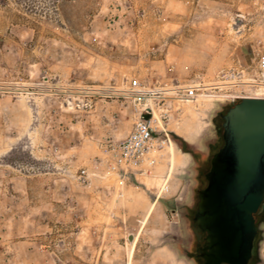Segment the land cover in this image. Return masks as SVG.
<instances>
[{"label":"rangeland","instance_id":"1","mask_svg":"<svg viewBox=\"0 0 264 264\" xmlns=\"http://www.w3.org/2000/svg\"><path fill=\"white\" fill-rule=\"evenodd\" d=\"M263 55L264 0H0V264H192L190 152L221 105L264 92ZM153 116L143 172L106 175V147Z\"/></svg>","mask_w":264,"mask_h":264},{"label":"water","instance_id":"2","mask_svg":"<svg viewBox=\"0 0 264 264\" xmlns=\"http://www.w3.org/2000/svg\"><path fill=\"white\" fill-rule=\"evenodd\" d=\"M223 121L225 145L198 196L200 253L204 264H250L262 228L256 214L264 204V98H242Z\"/></svg>","mask_w":264,"mask_h":264},{"label":"flooded vegetation","instance_id":"3","mask_svg":"<svg viewBox=\"0 0 264 264\" xmlns=\"http://www.w3.org/2000/svg\"><path fill=\"white\" fill-rule=\"evenodd\" d=\"M232 104L221 105L214 114L213 135L203 142V148L190 152L193 160L192 180L186 201L177 207L181 236L177 238V247L192 264H204L200 248L205 244V235L199 238L195 217L198 211V196L208 186L207 174L211 169L212 157L225 145L223 115ZM190 142V141H188ZM256 220L264 224V208L256 214ZM262 235L260 231L258 236ZM257 236V237H258Z\"/></svg>","mask_w":264,"mask_h":264},{"label":"built area","instance_id":"4","mask_svg":"<svg viewBox=\"0 0 264 264\" xmlns=\"http://www.w3.org/2000/svg\"><path fill=\"white\" fill-rule=\"evenodd\" d=\"M260 67L264 69V55L260 59ZM197 90V87L187 88L186 95L194 97ZM153 118L154 116L150 120L139 119L125 139L111 143L106 147L103 158L106 164V175H113L120 183H125L130 177L143 172L144 162L151 153V149L159 142L152 125ZM87 176V171L83 169L79 178L85 179ZM80 230L81 228L78 225L75 227L74 233H79ZM94 233H96V230H94ZM45 248L46 245H43L41 250H45Z\"/></svg>","mask_w":264,"mask_h":264},{"label":"bare ground","instance_id":"5","mask_svg":"<svg viewBox=\"0 0 264 264\" xmlns=\"http://www.w3.org/2000/svg\"><path fill=\"white\" fill-rule=\"evenodd\" d=\"M264 96V92H263V94H259L258 96H250V97H255V98H264L263 96ZM155 114H156V112H155ZM155 116V115H154ZM157 116V115H156ZM156 120V119H155ZM161 122V121H160ZM177 135H179V136H181V137H183L185 140H187V141H191L192 140V137H194L191 133H189V132H187V131H182V130H180V129H178V130H175L174 131ZM171 146H172V152H173V155H174V144H173V142H171ZM177 153V152H176ZM177 156H178V154H177ZM176 160V159H175ZM175 162V161H174ZM169 180V179H168ZM165 189H166V187H165ZM158 202H159V200H157V201H155L152 205H151V207H150V209H149V211H148V213H147V215H146V218L144 219V221H143V226L144 225H146V223L148 222V220L150 219V217L152 216V214H153V212H154V210H155V208H156V205L158 204ZM137 239H138V236H135L134 237V240L131 242V245H132V250H134V247H135V244H136V242H137ZM132 253H133V251H132Z\"/></svg>","mask_w":264,"mask_h":264},{"label":"crops","instance_id":"6","mask_svg":"<svg viewBox=\"0 0 264 264\" xmlns=\"http://www.w3.org/2000/svg\"><path fill=\"white\" fill-rule=\"evenodd\" d=\"M104 201L105 200L99 194L92 195L89 199V202L96 203L95 211L98 213H101L103 211L104 203H105ZM166 253L167 251H165V248H163V249L156 251L154 256L156 258H163V257L165 258Z\"/></svg>","mask_w":264,"mask_h":264},{"label":"trees","instance_id":"7","mask_svg":"<svg viewBox=\"0 0 264 264\" xmlns=\"http://www.w3.org/2000/svg\"><path fill=\"white\" fill-rule=\"evenodd\" d=\"M240 100H241V99H238V100L234 101L233 103H231L232 106H233L235 103L239 102ZM172 136H173V138H174L175 140H179V141H181V140L183 141V140H184L183 137L177 135L176 133H172ZM184 142H186V141H184ZM262 208H264V204H263ZM262 240H263V237H262V236H258V237L256 238V241H255V248H254V255H253V258H252L250 264H259V263H260V260H259V257H258V252H259V246H260V243L262 242Z\"/></svg>","mask_w":264,"mask_h":264}]
</instances>
